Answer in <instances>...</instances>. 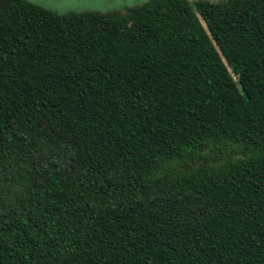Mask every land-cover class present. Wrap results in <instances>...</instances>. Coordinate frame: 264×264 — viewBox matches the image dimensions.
Wrapping results in <instances>:
<instances>
[{
  "label": "trees",
  "instance_id": "obj_1",
  "mask_svg": "<svg viewBox=\"0 0 264 264\" xmlns=\"http://www.w3.org/2000/svg\"><path fill=\"white\" fill-rule=\"evenodd\" d=\"M0 264H264V0H0Z\"/></svg>",
  "mask_w": 264,
  "mask_h": 264
},
{
  "label": "rangeland",
  "instance_id": "obj_2",
  "mask_svg": "<svg viewBox=\"0 0 264 264\" xmlns=\"http://www.w3.org/2000/svg\"><path fill=\"white\" fill-rule=\"evenodd\" d=\"M30 3L54 11L57 13L68 12H97L102 14H120L124 15L128 9L148 2L149 0H27ZM191 5L198 0H187ZM211 3L223 1V0H202ZM204 25V24H203ZM205 26V25H204ZM229 73L233 79L237 81L240 68L233 65H227ZM230 157H235L234 154H230ZM212 158H215L212 156ZM201 164L206 165H221V162L213 161L212 159L202 160Z\"/></svg>",
  "mask_w": 264,
  "mask_h": 264
}]
</instances>
